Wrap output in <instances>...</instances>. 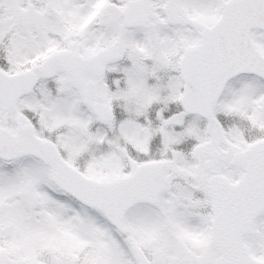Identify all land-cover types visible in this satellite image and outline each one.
<instances>
[{"label":"snow or ice","instance_id":"obj_1","mask_svg":"<svg viewBox=\"0 0 264 264\" xmlns=\"http://www.w3.org/2000/svg\"><path fill=\"white\" fill-rule=\"evenodd\" d=\"M0 264H264V0H0Z\"/></svg>","mask_w":264,"mask_h":264}]
</instances>
